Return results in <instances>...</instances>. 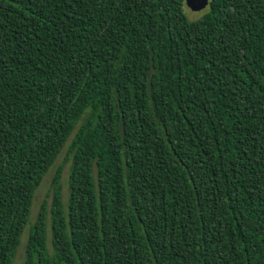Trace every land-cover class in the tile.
Listing matches in <instances>:
<instances>
[{"label": "trees", "instance_id": "1", "mask_svg": "<svg viewBox=\"0 0 264 264\" xmlns=\"http://www.w3.org/2000/svg\"><path fill=\"white\" fill-rule=\"evenodd\" d=\"M0 0V264H264V0Z\"/></svg>", "mask_w": 264, "mask_h": 264}, {"label": "rangeland", "instance_id": "2", "mask_svg": "<svg viewBox=\"0 0 264 264\" xmlns=\"http://www.w3.org/2000/svg\"><path fill=\"white\" fill-rule=\"evenodd\" d=\"M206 9L203 8L201 10H193L187 6L186 2H185V6H184V11L187 14L189 19H196L197 17L201 16L205 12ZM66 150H67V145H65L63 147L58 158L56 159L54 164L49 168V170L45 174L41 184L39 185V187L37 188V190L34 193L33 205H31V209H30L31 213L29 215V222L25 226V229L22 233L21 244H19V246L17 248L16 254L14 257V261L12 264H20V262L23 259V254H24V244L23 243H25V240L27 238L29 227L32 224V222L34 221L36 214H37L43 200L47 199L49 201V199H50L49 194H50L51 179H52L53 175L55 174L56 169L59 166L62 167L60 181H61V184L63 187L64 196H66L67 179H68V173H69L68 169H69V163H70L69 160L68 161L65 160Z\"/></svg>", "mask_w": 264, "mask_h": 264}, {"label": "water", "instance_id": "3", "mask_svg": "<svg viewBox=\"0 0 264 264\" xmlns=\"http://www.w3.org/2000/svg\"><path fill=\"white\" fill-rule=\"evenodd\" d=\"M187 6L193 10H201L205 8L209 0H185Z\"/></svg>", "mask_w": 264, "mask_h": 264}]
</instances>
